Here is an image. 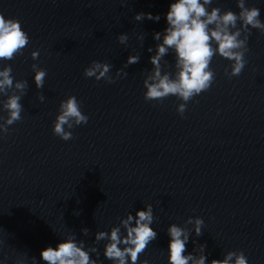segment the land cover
Masks as SVG:
<instances>
[{
	"label": "water",
	"instance_id": "obj_1",
	"mask_svg": "<svg viewBox=\"0 0 264 264\" xmlns=\"http://www.w3.org/2000/svg\"><path fill=\"white\" fill-rule=\"evenodd\" d=\"M248 2L264 19V0ZM214 3L238 11L235 0ZM167 5L168 0H0V12L17 17L30 37L22 54L5 61L14 78L28 81L21 119L0 138L9 264H24L23 252L46 264L39 250L62 232H75L90 244L95 231L148 202L158 236L139 258L150 264H167L165 229L190 215L204 224L199 237L190 236L188 251L194 238L206 243L208 259L242 249L252 264H264V33L249 34L239 75L227 77L229 61L213 57V83L187 102L181 117L174 96L159 103L143 98V72L151 67L146 48L154 44L152 32L165 26ZM140 11L161 18L134 20ZM121 32L128 34L126 44L116 39ZM141 34L143 41L137 39ZM34 48L40 50L35 61L29 55ZM130 52L140 55L139 62L112 83L82 74L95 59L111 63L115 75ZM165 59L171 64L172 55ZM32 63L46 69L41 89L32 81ZM68 94L82 101L88 121L62 140L51 126ZM82 227L89 229L86 235ZM96 246L103 264H110L103 241Z\"/></svg>",
	"mask_w": 264,
	"mask_h": 264
},
{
	"label": "clouds",
	"instance_id": "obj_2",
	"mask_svg": "<svg viewBox=\"0 0 264 264\" xmlns=\"http://www.w3.org/2000/svg\"><path fill=\"white\" fill-rule=\"evenodd\" d=\"M235 4L238 11L222 9L214 0H168L167 10L163 13L165 26L152 32L154 44L146 48L151 65L144 70L142 79L146 101L159 103L170 95L174 96L180 101L176 112L183 117L187 102L213 83L215 71L210 65L214 56L229 61L224 69L227 77L240 74L247 63L245 53L248 51L249 34L252 29L264 33V19L260 8L248 0H235ZM144 18L159 21L161 14L140 11L133 16L136 21ZM29 39L17 17L0 12V62L22 54ZM116 39L126 44L128 34L118 33ZM137 39L143 41L144 36L138 35ZM39 51L34 48L29 52L33 61ZM168 54L172 55L171 64L165 59ZM139 60L138 53L130 52L113 75L111 63L93 59L84 67L82 74L112 83L117 77L126 76L127 67ZM30 68L35 87L41 89L46 69L37 63H32ZM27 86L26 79L14 78L11 64L5 62L0 68V112L3 113L0 115V138L11 131L8 126L21 119L23 105L20 101ZM37 99L43 101L45 97L38 93ZM81 106L82 101L74 94L62 98L52 121V133L62 140H69L73 135L71 129L88 121V115ZM154 219L153 205L148 202L141 208H135L134 213L128 211L118 216V223L106 230L95 231L90 244L77 239L75 232L64 231L54 244L49 243L39 250V260L46 264H103L96 246L103 241L102 254L110 264H137L138 259L139 264H150L149 259L139 258V254L158 236L153 226ZM203 224L202 217L190 215L181 224L172 222L167 225V264H252L242 249H229L221 258L208 259L210 253L205 251L206 243H197L194 238L191 241L193 247L188 251L190 236L199 237ZM80 232L86 235L89 229L82 227ZM20 254L26 258L24 264H37L35 255Z\"/></svg>",
	"mask_w": 264,
	"mask_h": 264
}]
</instances>
